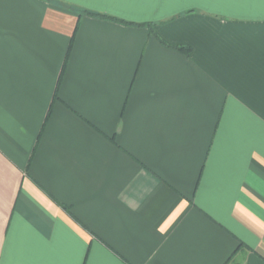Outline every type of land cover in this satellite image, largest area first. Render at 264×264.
Wrapping results in <instances>:
<instances>
[{
    "label": "crops",
    "instance_id": "0c3cea01",
    "mask_svg": "<svg viewBox=\"0 0 264 264\" xmlns=\"http://www.w3.org/2000/svg\"><path fill=\"white\" fill-rule=\"evenodd\" d=\"M56 1L0 0V264H264V0Z\"/></svg>",
    "mask_w": 264,
    "mask_h": 264
},
{
    "label": "trees",
    "instance_id": "16d2710c",
    "mask_svg": "<svg viewBox=\"0 0 264 264\" xmlns=\"http://www.w3.org/2000/svg\"><path fill=\"white\" fill-rule=\"evenodd\" d=\"M44 1H47V2H49V3H56V4H59V5H62V6H66V5H64V4H62V3H60L59 1H56V0H44ZM86 15H90V16H95V17H102V19L103 18H106V19H110V20H114V21H118V22H120V23H124V24H130V25H132L133 23H129V22H127V21H123V20H119V19H117V18H115V17H110V16H106V15H101V14H98V13H94V12H91V11H83ZM178 50L179 51H181V52H184V53H186V54H189L190 53V49L189 48H178Z\"/></svg>",
    "mask_w": 264,
    "mask_h": 264
}]
</instances>
